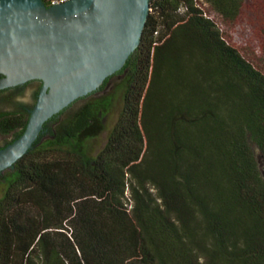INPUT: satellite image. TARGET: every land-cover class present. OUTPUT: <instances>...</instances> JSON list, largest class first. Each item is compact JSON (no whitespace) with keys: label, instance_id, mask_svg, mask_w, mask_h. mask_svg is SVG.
Returning <instances> with one entry per match:
<instances>
[{"label":"trees","instance_id":"trees-1","mask_svg":"<svg viewBox=\"0 0 264 264\" xmlns=\"http://www.w3.org/2000/svg\"><path fill=\"white\" fill-rule=\"evenodd\" d=\"M250 4L148 0L103 146L106 96L1 176L0 264H264V36L255 62L228 28ZM31 107L0 108V149Z\"/></svg>","mask_w":264,"mask_h":264},{"label":"water","instance_id":"water-1","mask_svg":"<svg viewBox=\"0 0 264 264\" xmlns=\"http://www.w3.org/2000/svg\"><path fill=\"white\" fill-rule=\"evenodd\" d=\"M148 9V0H0V89L41 82L24 130L0 149V172L123 71Z\"/></svg>","mask_w":264,"mask_h":264},{"label":"rangeland","instance_id":"rangeland-1","mask_svg":"<svg viewBox=\"0 0 264 264\" xmlns=\"http://www.w3.org/2000/svg\"><path fill=\"white\" fill-rule=\"evenodd\" d=\"M250 5H247L241 11L236 24L230 27H234L233 40L248 57L254 58L257 62V58L253 55L252 49L258 44V39L264 36V0H249ZM248 3V2H247ZM229 36V34H228ZM106 96L110 98V105L107 112L103 116L102 123L103 128L98 135L92 140L93 151L99 150L107 137L109 129L115 123L117 116L122 106V88L120 82V76H117L99 95H95L93 98ZM92 98V99H93ZM33 99L31 97V86L24 87L19 94L13 95L9 102H0V108H13L18 104L31 105ZM5 173V170L0 172L1 176ZM2 193V184L0 181V195Z\"/></svg>","mask_w":264,"mask_h":264},{"label":"flooded vegetation","instance_id":"flooded-vegetation-1","mask_svg":"<svg viewBox=\"0 0 264 264\" xmlns=\"http://www.w3.org/2000/svg\"><path fill=\"white\" fill-rule=\"evenodd\" d=\"M28 85L31 86V97L33 99V102H32V104H33L34 101H35V98H36V94L38 92V89H39V87L41 85L40 80L33 79V80H30V81H27L24 84L5 87V88H8L7 91H6V93L12 95V97H13V95L19 94L21 92V90L24 87L28 86Z\"/></svg>","mask_w":264,"mask_h":264},{"label":"built area","instance_id":"built-area-1","mask_svg":"<svg viewBox=\"0 0 264 264\" xmlns=\"http://www.w3.org/2000/svg\"><path fill=\"white\" fill-rule=\"evenodd\" d=\"M65 1H67V0H42V2L45 5H47V6H49V5H55V4H59V3H63Z\"/></svg>","mask_w":264,"mask_h":264}]
</instances>
